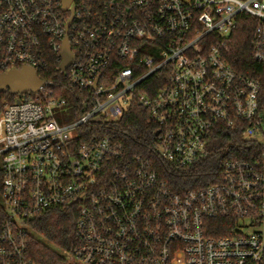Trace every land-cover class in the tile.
Returning <instances> with one entry per match:
<instances>
[{
    "label": "built area",
    "instance_id": "2783aa9c",
    "mask_svg": "<svg viewBox=\"0 0 264 264\" xmlns=\"http://www.w3.org/2000/svg\"><path fill=\"white\" fill-rule=\"evenodd\" d=\"M62 7V0H0V75L45 70L51 54L84 97L71 121L68 101L48 86L0 113V264H36L28 221L61 207L77 216L75 264H263L262 88L227 54L247 18L255 22L253 59L264 65V0H72ZM65 38L73 61L63 70ZM130 106L156 128L161 160L178 169L207 161L216 170L212 183L176 193L151 160L129 157L112 136L92 129L77 143L80 128L115 123ZM224 133L246 141L250 158L212 153Z\"/></svg>",
    "mask_w": 264,
    "mask_h": 264
},
{
    "label": "trees",
    "instance_id": "16d2710c",
    "mask_svg": "<svg viewBox=\"0 0 264 264\" xmlns=\"http://www.w3.org/2000/svg\"><path fill=\"white\" fill-rule=\"evenodd\" d=\"M246 21L250 23V26H239L229 39L227 62L238 73L261 84V98L264 102V65L256 62L252 54V30L255 22L247 18ZM57 66L56 57L50 54L47 68L42 71L38 70L36 73L42 81L49 84L48 91H51L53 96L68 101L67 112L71 114L67 121H71L83 112L81 104L84 97L81 92L67 83L57 71ZM17 97L10 90L0 93V113L6 105L15 102ZM58 121L61 124L66 122L64 118H58ZM92 129H96L99 135L112 136L117 143L123 146L129 157L140 156L151 160L159 179L166 183L173 192L198 190L212 183V175L216 170L207 161L193 168L178 169L159 158L155 147L156 128L148 122L145 113L136 106H130L115 123L88 125L80 128L77 143L83 142L93 134ZM247 146V142L241 137H231L229 133H224L219 140L212 141L211 152L215 154L229 150L230 158L249 159L250 154L244 152ZM76 219L75 210L64 207L38 214L30 219L27 236L29 258L36 264H75L69 259V255L75 246ZM35 236L43 238L59 252L48 247Z\"/></svg>",
    "mask_w": 264,
    "mask_h": 264
},
{
    "label": "water",
    "instance_id": "95a60500",
    "mask_svg": "<svg viewBox=\"0 0 264 264\" xmlns=\"http://www.w3.org/2000/svg\"><path fill=\"white\" fill-rule=\"evenodd\" d=\"M71 1L72 0H62L63 11L68 8ZM71 20L66 25V29L69 28ZM60 57L62 60L60 67L61 69L65 70L71 65L73 61V56L71 54L67 38L64 40ZM47 86H49V84L45 81H42L37 76V73L33 68L27 66H24L20 69H13L0 75V93L10 90L11 93L17 96H24L27 94L36 95L40 92V89H43ZM155 135H158V133ZM248 141H259V139L253 138L248 139Z\"/></svg>",
    "mask_w": 264,
    "mask_h": 264
},
{
    "label": "rangeland",
    "instance_id": "374dc122",
    "mask_svg": "<svg viewBox=\"0 0 264 264\" xmlns=\"http://www.w3.org/2000/svg\"><path fill=\"white\" fill-rule=\"evenodd\" d=\"M1 203V200H0ZM37 239H39L42 243H44L45 245H47L48 247H51L52 249H54L55 251L59 252L58 249H56L53 245L49 244L46 240H44L41 237L35 236Z\"/></svg>",
    "mask_w": 264,
    "mask_h": 264
}]
</instances>
